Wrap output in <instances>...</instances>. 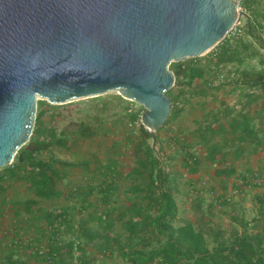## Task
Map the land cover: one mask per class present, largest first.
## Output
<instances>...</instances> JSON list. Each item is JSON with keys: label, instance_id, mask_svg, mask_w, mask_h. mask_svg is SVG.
<instances>
[{"label": "rangeland", "instance_id": "rangeland-1", "mask_svg": "<svg viewBox=\"0 0 264 264\" xmlns=\"http://www.w3.org/2000/svg\"><path fill=\"white\" fill-rule=\"evenodd\" d=\"M235 1L242 15L227 35L226 43L231 53L235 52L236 59L216 65L217 54L223 48L219 44L203 56L182 61L188 66L191 60H196L195 67L202 70V76L190 87L173 90V94L179 97L182 112L178 118L154 131L153 138L147 139L162 161V169L167 171L171 183L164 186L172 187L178 223L191 221L196 229L205 233L209 247L214 245L215 235H218L219 242H225L243 231L250 233L258 230L264 213V148L259 147L254 151L253 142H233L235 136L226 132L212 137L207 146L199 143L202 135L210 136L205 133L207 127L220 123L228 131L229 122L232 119L240 120L242 115L251 119L257 137L264 135V49L246 33V23L250 17L255 22V34L264 40V20L260 16L255 18L251 13L262 12L264 0L255 1L251 11L242 8L243 0ZM174 64L172 62L168 66L170 71ZM117 95V91H109L98 97H86L54 106L55 109L47 112V126L70 133L85 121L92 134L72 136L66 147H57L41 155L42 159L60 160L66 164L64 175L57 184L58 198L46 200L35 197L24 179H6L2 183L4 190L0 193V199L5 197L6 202L0 204V261L12 248L10 243L17 241L22 243V247L15 252V257L27 264H43V260L34 254L35 247L44 253L49 248L47 237L50 229H47L42 212L55 214L65 211L73 229L69 231L66 227H60L58 242L67 244L77 237L81 248V252L73 251L72 257L65 254L67 261L71 264H80L79 259L87 264H126L114 241L110 240L109 244L115 251L103 254L99 249V245L104 243L102 238L90 242L80 236L82 226L88 228L91 234L102 235L105 232L92 217L106 209L99 187L105 178L102 168L108 163L115 161L118 173L113 193L107 196L109 206L117 207L113 217L117 215L119 205L129 204L127 197L131 194L127 189L134 184L144 186L142 182L145 179L142 181L129 175L137 166L134 144L140 141L139 128L142 125L140 120L131 121L129 114L141 117L145 109L125 99L119 102ZM36 100L44 101L39 97ZM102 103L107 107L101 112ZM52 115L54 120L50 118ZM213 145L221 148L216 159L211 161L205 154ZM190 155L199 162L195 170L190 169ZM224 168H233L234 174L224 177L216 173ZM254 172L258 175L257 183L243 187ZM235 184L243 188L237 190L233 187ZM89 188L93 192L89 194L88 202H85L89 205L85 207L82 198L74 195L87 192ZM218 197L227 201L219 202ZM31 199L36 204L33 206L34 212L29 214L22 205ZM16 211L19 213L16 214ZM253 219H256V223L252 222ZM42 230L45 234L41 236ZM109 233L111 239L118 238L120 243L126 240L127 232L119 222Z\"/></svg>", "mask_w": 264, "mask_h": 264}, {"label": "water", "instance_id": "water-1", "mask_svg": "<svg viewBox=\"0 0 264 264\" xmlns=\"http://www.w3.org/2000/svg\"><path fill=\"white\" fill-rule=\"evenodd\" d=\"M242 12L235 0H0V168L32 135L37 100L117 91L151 134L168 119V66L205 55Z\"/></svg>", "mask_w": 264, "mask_h": 264}, {"label": "trees", "instance_id": "trees-1", "mask_svg": "<svg viewBox=\"0 0 264 264\" xmlns=\"http://www.w3.org/2000/svg\"><path fill=\"white\" fill-rule=\"evenodd\" d=\"M257 0H243L242 8L251 11L254 2ZM259 1V0H258ZM262 1V0H261ZM255 18L261 17L264 20V7L262 12L251 11ZM264 28V27H263ZM246 33L255 39L264 49V40L258 37L255 22L248 18L246 23ZM227 38L221 41V52L217 54L216 65L224 62H232L236 59L235 52L231 53L227 46ZM226 43V44H225ZM218 44V45H219ZM217 45V46H218ZM196 60H191L190 65L179 62L172 66V72L175 76V84L167 92L171 100V109L167 121L163 127L179 117L182 112V106L179 102L178 95L173 94V90L180 87H190L192 83L202 76V70L195 67ZM259 83H251L257 85ZM117 100L123 102V99L117 95ZM254 100L251 99L249 103ZM37 110L33 132L29 141L21 147L15 154L12 163L9 166L0 168V193L4 190L2 183L8 180H22L28 183V187L33 191L35 197L39 199H54L59 197L57 184L59 179L64 175L66 164L60 160H45L41 155L57 147H66L71 142V137L88 136L92 134L90 127L85 121L79 123L73 132L65 130L58 131L55 127L47 126L45 116L47 112L56 107L49 105L46 101H37ZM183 104V102H182ZM107 105L101 104V112L106 110ZM53 117V115L50 117ZM131 121H139L140 117L129 114ZM54 120V119H52ZM229 130L226 131L224 125L218 123L216 126L207 127L199 143L207 146L210 144L212 137L220 133H228L235 136L234 141L249 143L253 142V150L264 148V135L262 138L257 137L253 132L251 119L247 115H242L241 119H232L229 124ZM140 141L134 144L136 147V164L137 166L129 173L136 178L145 182L134 184L127 192L131 195L127 197L129 204L127 206L119 205L117 215L113 217L117 207L109 206L107 196L113 193L115 180L118 176L117 164L115 161L108 163L102 168L104 181L99 191L103 194V204L105 211L97 213L92 220L98 223V226L105 231L102 235L98 233L91 234L85 226L81 228L82 238L93 241L95 238H102L104 243L99 245L100 251L105 253L114 252L115 249L109 244L110 240L118 245L119 255L126 264H264V213L262 214V225L258 230L248 233L243 231L240 235L235 234L228 241L218 240V235L213 237L214 245L209 247L207 237L202 230L196 229L191 221L178 223V209L176 202L171 193V186L165 187L164 184H170L167 171L162 169V161L152 146L147 142L148 138L154 135L140 125ZM217 145L209 146V151L205 154L206 158L213 161L220 152ZM138 153H141L138 154ZM191 170H195L199 164L195 156L190 155ZM218 175L229 177L234 174L233 168H224L216 171ZM253 173L251 174L252 177ZM6 180V181H5ZM105 180H107L105 182ZM249 180L243 183L247 186ZM241 185H234V188L240 190ZM93 192L89 188L87 192L83 191L78 195L82 198V205L88 206V196ZM105 197V198H104ZM217 200L226 202L227 199L218 197ZM229 200V199H228ZM6 198L0 199V204H4ZM34 200H27L23 203V210L32 214ZM19 212L16 211V214ZM47 229H50L47 237L49 248L46 253L35 247V256L43 260V264H71L65 259V254L72 257L73 251L81 252L78 246L77 237L73 241L63 244L58 242L59 228L66 227L71 231L73 228L68 222V213L61 211L58 213L43 211ZM36 218V217H35ZM253 219V223H256ZM86 222H89L87 220ZM116 222L121 224L122 229L127 232L126 240L120 243L118 238H110V230ZM245 225V224H244ZM45 232H41V236ZM26 245V244H25ZM11 249L8 250L0 264H27L18 257L15 252L22 247V243L14 241L10 243ZM80 264H87L86 261L79 259Z\"/></svg>", "mask_w": 264, "mask_h": 264}, {"label": "built area", "instance_id": "built-area-1", "mask_svg": "<svg viewBox=\"0 0 264 264\" xmlns=\"http://www.w3.org/2000/svg\"><path fill=\"white\" fill-rule=\"evenodd\" d=\"M257 177H258L257 173L254 172L251 179L248 181L249 184H247V187L255 185L258 181Z\"/></svg>", "mask_w": 264, "mask_h": 264}]
</instances>
